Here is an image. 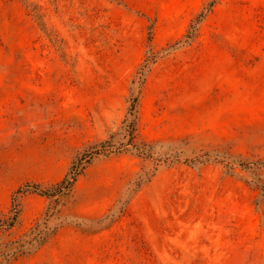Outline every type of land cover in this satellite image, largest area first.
Returning <instances> with one entry per match:
<instances>
[{
    "label": "rangeland",
    "instance_id": "rangeland-1",
    "mask_svg": "<svg viewBox=\"0 0 264 264\" xmlns=\"http://www.w3.org/2000/svg\"><path fill=\"white\" fill-rule=\"evenodd\" d=\"M232 156L264 162V0H0V264H264Z\"/></svg>",
    "mask_w": 264,
    "mask_h": 264
},
{
    "label": "trees",
    "instance_id": "trees-1",
    "mask_svg": "<svg viewBox=\"0 0 264 264\" xmlns=\"http://www.w3.org/2000/svg\"><path fill=\"white\" fill-rule=\"evenodd\" d=\"M189 35V31H188V34L186 35V37H188ZM136 97H133L131 98L130 100V108H129V111H130V114H132L133 112V109L135 107V104H136ZM132 124L133 122L130 121L128 122V124H126V127H125V132L128 136V140H127V143L125 144H120L121 147H124L126 144H132ZM109 143V141H105L103 143H100L99 145L97 146H92L88 149H86L83 154H82V158H80V161H85V162H88L90 159H92L93 157H95L96 155H104V156H107L109 154H111L113 152V150H118L120 148V145L117 146V147H114V146H111L110 144H107ZM134 147H136L137 151L139 154H142V155H147V156H150V152L148 150V148L145 149V147H139L134 145ZM192 163H205V162H208L210 161V158H209V154L207 152L203 153V154H200L198 156H196L193 160H191ZM220 161H223V160H220ZM81 163V162H80ZM262 164L261 166L264 167V162H246V161H242L241 159H238L234 156L230 157V159L228 158L227 162H226V166H232V165H235L237 164L238 166L242 167L243 169L245 170H255V169H258L260 166L259 164ZM75 166H72L71 167V171L73 173V175L76 174V171L78 170L77 168H74ZM74 179V178H73ZM142 178L140 177L139 180L137 181V183L141 182ZM64 184V181L60 182V184H58L55 188V192H59L61 191L60 189L63 187L62 185ZM32 187H35L32 185ZM46 236H44V232L43 231H39L37 232L33 238H32V242L31 243H36L37 245L39 244H42L45 240Z\"/></svg>",
    "mask_w": 264,
    "mask_h": 264
}]
</instances>
